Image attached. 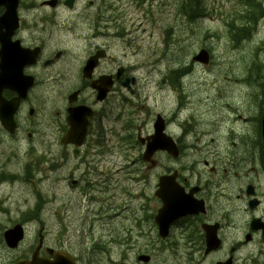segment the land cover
Here are the masks:
<instances>
[{
  "label": "rangeland",
  "instance_id": "rangeland-1",
  "mask_svg": "<svg viewBox=\"0 0 264 264\" xmlns=\"http://www.w3.org/2000/svg\"><path fill=\"white\" fill-rule=\"evenodd\" d=\"M258 1L253 0L251 2L256 4ZM204 3L210 10L208 11L209 16L206 19L189 23L185 22L177 14L178 1L175 6H168L162 10L161 19L157 25L158 30L154 31L153 37L145 33L142 39H144L146 47L151 45L150 50L146 52L147 54L153 55L154 50L160 52L162 74L168 73L171 69H190L187 66L194 64L192 56L200 48H210L214 55L212 70L203 71L200 68L193 67V72L188 77L189 83H204L206 81V84L209 85L207 94L213 97L221 96L219 99L222 106L220 117L226 120L223 126L239 130L242 125L234 120L239 115L238 110L246 111V106L242 101L243 97L251 95L255 101H258L264 89V76H261L262 74L264 75V69L259 67V64L257 65L258 68L253 70L252 75L246 78L252 81L253 87L241 81L245 78L244 67L246 65L255 63L256 59L264 63V51L259 52L257 56L254 54L257 44L264 40V26H262V22H259L257 29L260 32L252 41L247 38L242 44L233 47V43L238 42L240 39L231 41L225 21L232 12L236 11L237 5L228 0H204ZM201 13H203L202 10L198 14L197 19L203 16ZM260 18H264V13L260 15ZM230 21L233 27L237 28L239 26L235 18H231ZM118 52L121 53L120 50ZM258 74L259 77L257 76ZM153 78L158 80L157 73L152 78L146 73V79L143 82L145 89L142 98L139 99L140 109L135 115L136 124L140 126L152 122L156 112L163 110L169 113L175 106V95L166 86L159 91L155 84L146 83L148 81L152 82ZM216 80L220 81L217 84L218 89H220L219 92H217V88H212ZM246 82L248 83L249 81ZM193 94L196 95V92L193 91ZM57 100L51 95L50 106H56L58 104ZM212 108L214 109V106ZM131 111L132 109L130 108ZM250 112L254 119L258 117L252 106L250 107ZM122 137V133H119V137L109 130L105 133V153L103 158L106 159V164L101 167L104 171H100V173L108 174L113 169L112 173H114L116 180L121 179V176L125 175V178H122L119 184L123 186V189L125 187L131 189L135 185L130 181L131 176L126 175L127 168H123L126 164L124 159L136 160L143 151L140 147L124 144L121 141ZM60 139L61 135L52 126L48 133L41 131L32 143L37 148L34 149L35 155L28 157L24 150L30 146L28 147L27 143L23 141L22 134L19 135L18 140L0 137V171H3V168L5 171L9 169L19 175L18 173L24 168L25 164L36 161L42 156L46 157L45 163L40 166L41 170L43 167L44 169L39 173L37 172L30 183L22 180L9 182V177L0 172V183L2 184L0 186V197L4 198V205L9 209L0 212V223H2L3 228L12 225L10 218L19 217L20 212L25 211L30 206L33 208L37 203V194L39 192L47 200L45 210H48V213L45 214V211H43L41 225L34 224L29 226V237L24 248H27L32 243L34 233H38L43 225L47 226V232L50 237L60 236L62 233L60 230L61 223L64 227L63 219L67 230L65 238L79 244L82 240L90 237L91 221L97 219L99 215L97 207L91 206L88 202V191L79 186H72L71 181L73 179L78 181L81 179L79 167L76 165L77 157L73 155L72 150H67L61 145ZM251 143L255 144V141L253 139L239 140L240 147L238 151L244 156L243 158L252 159L255 155L258 156L259 149H255ZM111 146H113V149H119L120 153L111 154L109 152ZM65 153L68 154L67 160L61 159V156ZM193 153V151H188L185 157H191ZM120 168L123 169L118 171ZM129 170H132V168H129ZM90 208H93L91 212L89 211ZM101 209L102 213L109 215V210L106 209V206L103 205ZM106 218L99 217L101 222L95 225L93 229L95 235H99L109 229L101 226L103 224L110 225L107 223ZM102 250L90 255V264H93L99 255L107 254L106 247H102ZM13 257V254L5 251L0 245V264H9ZM131 259H133V253H131ZM102 264L111 263L102 261Z\"/></svg>",
  "mask_w": 264,
  "mask_h": 264
},
{
  "label": "flooded vegetation",
  "instance_id": "flooded-vegetation-1",
  "mask_svg": "<svg viewBox=\"0 0 264 264\" xmlns=\"http://www.w3.org/2000/svg\"><path fill=\"white\" fill-rule=\"evenodd\" d=\"M30 7L31 9L28 8L23 11L20 28L13 40H21L26 48H41L42 50L36 65L27 67L25 70L27 75L36 78V89L39 90V96L35 99L33 97L34 90L29 91L26 100L22 101L19 112L16 115L17 123L19 126L21 122L22 125H29L32 122V118L28 115L30 110L34 108L36 111L37 109L42 111L47 106L50 68L46 65L56 63L55 66H60L62 72L65 71V74L69 75L70 82L74 79L75 73H77V85L73 93H78V99L73 106L88 105V107L95 108L97 114L95 113L93 118L92 128L94 124H97L100 129L102 123L98 120L97 115L104 119L105 116H113L114 113L119 114L122 112L123 105L127 102L126 95H128V90L123 87V82L129 77L130 71L129 68H125L123 63L119 61V57L103 60L99 68L95 72L93 71L94 74L93 72L90 74V78L93 77L92 80L85 78L84 69L99 47H105L104 45H97L98 34H104L106 37L109 36L111 38L114 33L113 29H119V23L123 20V16H118L111 12L100 14L95 10H89L85 6L79 7L78 3L70 10L61 1L59 10L68 14V16H65L66 21H64L67 23L66 25L64 22L63 24L59 23L57 15L49 16L46 14V2L31 5ZM79 9L80 12L78 11ZM61 18H64V16H60ZM70 21H74V23L72 24ZM82 21L85 22V26L92 32V35L88 39V45L86 51L82 53V57H74L73 50L79 51L80 45L79 43L74 44L70 37L75 34V30L78 29ZM118 34L121 35L120 32ZM108 48L112 52L110 45ZM52 49H56L55 52H58L53 56H48L47 51ZM104 53L108 54L107 51H104ZM100 76H107L110 86L107 94L110 92L103 103L97 102L95 98L96 92L90 88L92 81H95ZM87 92H90L92 99H85ZM4 94L6 99L18 97L15 92L5 91ZM68 103V108L65 105L64 111L66 109L68 111L71 107L69 98ZM2 131L0 123V133ZM202 135L203 137H201ZM187 137L188 134L185 129L180 136L176 137V141L184 156L192 149L195 157L185 158L181 164L169 157L160 158L155 170L156 177L160 180L163 176L171 175L177 171L181 172L188 167V164L195 163L196 169L205 175V182L195 190V200L193 202L186 201L190 207L199 210V213L193 217H186L176 221L175 225L177 227L173 228L172 236L174 238L170 241H173L179 247H187L191 264L211 263L225 259H231L232 264H241L243 255L257 251L259 234L262 235V232L259 233L251 229V222L255 218H260L264 221V214L261 212L264 197L260 189L261 176H264V144L261 146L256 141V137H239L238 139V145L240 139H253L255 141V144L251 143L253 147L260 149L258 156L255 155L251 159V161L258 162V164L256 167H251L249 172L252 176L248 177L239 170L242 166L241 158L244 157L240 151V158L238 159L236 155H233L229 165L221 163L220 160L215 162H211L208 159L200 160L196 157H199L198 152L201 149L195 141L203 139L204 142L207 141L213 144L216 138L207 137L201 133H194L190 138L191 141L188 142ZM205 149L216 151L219 148L211 145ZM243 159L246 160L247 158ZM250 184L255 185L256 198L260 202L255 209L250 207L252 198L246 195V187ZM101 190L104 189L101 188ZM107 191L110 190L107 189ZM109 196L110 194L106 199L101 198L100 202L106 205V209L116 212L115 218L121 217V214L128 210L121 221H114L115 218L107 216V223L110 224L111 229L109 240L112 241L114 238L113 229L120 228L124 230L128 237L130 228L149 230V234H152L153 244L150 243L149 249H143V252L145 254L160 253L162 240L159 236V226L156 218L163 206L162 198L158 196L157 200L149 205H139L136 209L130 211L124 201L122 189L116 195ZM180 202H183V200ZM203 225L210 226V234L214 232L221 240L220 247L208 255L205 254L207 233L202 230ZM179 252L177 251V253ZM83 257L87 262L91 261V256L87 255L86 250L83 251ZM175 257L178 258L179 255L177 254Z\"/></svg>",
  "mask_w": 264,
  "mask_h": 264
},
{
  "label": "water",
  "instance_id": "water-1",
  "mask_svg": "<svg viewBox=\"0 0 264 264\" xmlns=\"http://www.w3.org/2000/svg\"><path fill=\"white\" fill-rule=\"evenodd\" d=\"M6 4L8 7L7 12V22H13L16 19V8L18 4V0H0V5ZM82 118L85 119V114L82 110L76 109L74 110L70 117H69V124H70V131L68 135L65 138L64 142H76L78 140V143L83 139L85 136V127L82 124ZM9 233H11L9 235ZM22 235V230L20 227L15 228L12 231H9L5 234L7 242H12V240H15L16 238H20ZM38 251L35 253V257H37ZM27 263V262H26ZM33 264H36V261H34Z\"/></svg>",
  "mask_w": 264,
  "mask_h": 264
},
{
  "label": "bare ground",
  "instance_id": "bare-ground-1",
  "mask_svg": "<svg viewBox=\"0 0 264 264\" xmlns=\"http://www.w3.org/2000/svg\"><path fill=\"white\" fill-rule=\"evenodd\" d=\"M193 17H195V19H197V14H194ZM96 40V39H95ZM58 62V61H57ZM195 150V149H194ZM260 150V149H259ZM189 151H192V149H190ZM90 256V255H89Z\"/></svg>",
  "mask_w": 264,
  "mask_h": 264
},
{
  "label": "trees",
  "instance_id": "trees-1",
  "mask_svg": "<svg viewBox=\"0 0 264 264\" xmlns=\"http://www.w3.org/2000/svg\"><path fill=\"white\" fill-rule=\"evenodd\" d=\"M200 11L201 10H198L195 14H197V16H198V14L200 13ZM201 15H203V13H201ZM193 17V16H192ZM193 19H195V17H193Z\"/></svg>",
  "mask_w": 264,
  "mask_h": 264
}]
</instances>
